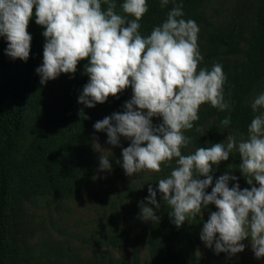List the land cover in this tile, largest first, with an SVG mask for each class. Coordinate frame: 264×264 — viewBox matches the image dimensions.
I'll return each mask as SVG.
<instances>
[{"label":"clouds","instance_id":"9594fccd","mask_svg":"<svg viewBox=\"0 0 264 264\" xmlns=\"http://www.w3.org/2000/svg\"><path fill=\"white\" fill-rule=\"evenodd\" d=\"M168 3L160 0L161 7ZM33 8L35 23L45 29L43 63L36 69L41 85L60 74H74L78 62L90 57L85 66L89 82L78 103L93 108L131 86L133 95L125 111L94 124L95 131H106L110 145L118 146L121 136L130 138V145L122 150L126 175L141 170L160 173L162 165L175 161L170 174L157 184L176 227L201 217L202 207L213 204L217 211L200 234L205 245L214 243L216 253L235 255L244 251L241 241L248 239L255 257H264V113L252 118L247 138L237 141L229 135L224 143L182 152L191 143L184 131L199 119L203 104L220 111L229 107L223 94V67L218 63L211 70L199 67L203 60L197 43L199 27L182 18V5L174 6L166 21L144 36L140 21L149 10L147 0H123L120 12L115 0H0V35L7 38L6 54L13 59L29 57L32 37L27 28ZM251 108L264 109V94L254 99ZM153 117L162 118V123L154 127ZM230 122L226 117L221 126ZM93 147L101 152V170H110V159L104 155L110 152L98 143ZM234 150L241 160L238 171L249 185L255 181L259 187L240 190L238 183L229 187V181L237 178L225 174L206 193L213 183L210 173ZM156 196L149 187L147 202L141 204L145 221L159 222L148 206L160 208Z\"/></svg>","mask_w":264,"mask_h":264},{"label":"trees","instance_id":"16d2710c","mask_svg":"<svg viewBox=\"0 0 264 264\" xmlns=\"http://www.w3.org/2000/svg\"><path fill=\"white\" fill-rule=\"evenodd\" d=\"M115 2L116 10L120 12L123 0ZM206 2L169 0L166 7H161L160 0H147L149 10L140 21V32L144 36L150 35L154 27L166 21L168 12L176 5H182L183 19L194 20L197 25L207 24ZM102 7L106 6L102 4ZM27 31L32 39L26 61L8 56L7 38L0 35V255L8 200L13 198L20 203L33 202L38 198L70 200L83 193L95 175L92 141L107 135L106 131H95L94 124L113 113L124 112L125 103L133 95L129 86L93 108L78 103L83 87L89 82L85 66L89 64L90 57L78 62L74 74H60L41 85L36 69L42 66L46 41L42 35L44 27L35 23V8ZM241 40L244 47L237 45L230 32L212 37V41L221 48V55L234 57L227 74L225 101L229 107L224 111L208 107L202 120L184 131V135L191 139L188 146L193 152L198 147L224 143L229 135L247 138L252 118L264 112V109L253 112L251 108L254 99L264 94V0H256L254 23ZM25 114L31 118L32 125L29 136L20 144ZM226 117H230V124L221 126ZM240 163V157L234 150L227 161L221 162L210 173L213 183L205 190L206 193H211L220 176L236 177ZM229 166H232L231 171ZM198 178L205 179L203 176ZM242 179L247 183V177L242 175ZM232 183L230 180L229 187L233 186ZM252 184L259 187L255 181ZM159 203V222L149 221L147 224V257L141 260L133 251L129 259L107 264H189L185 242L203 228L206 215L215 205L202 207L201 217L188 220L177 228L167 202L161 199ZM252 264H264V257H255Z\"/></svg>","mask_w":264,"mask_h":264},{"label":"rangeland","instance_id":"374dc122","mask_svg":"<svg viewBox=\"0 0 264 264\" xmlns=\"http://www.w3.org/2000/svg\"><path fill=\"white\" fill-rule=\"evenodd\" d=\"M256 0H207L205 14L207 24L198 25V47L203 60L199 67L208 68L221 64L226 81L223 87L227 94V74L234 57L221 55V48L212 41L215 35L232 33L237 45L244 47L241 40L254 23ZM205 103L198 112L197 125L208 111ZM264 113V112H263ZM25 126L20 144L25 142L31 129V118L24 117ZM162 123V118L153 117V126ZM237 141L240 140L236 137ZM107 135L92 141L96 168L93 182L81 194L70 200L38 198L33 202H18L10 198L6 212V228L0 264H107L119 263L136 251L140 259L147 257L145 234L147 224L141 218V204L147 202L148 188L157 192V202L162 199L158 191V180L165 178L175 167V161L162 165L160 173L141 170L132 176L122 168V150L127 148L130 138L119 137L118 146L107 143ZM2 135L0 134V144ZM98 143L110 159V170H101V152L94 149ZM184 154L193 153L191 146L182 149ZM233 184L240 190L251 189L240 172ZM158 214L159 209L148 205ZM213 209L206 215V222ZM251 214H249L250 218ZM201 231L185 242V254L189 264H252L255 258L250 241H241L244 251L229 255L216 253L215 245L207 247L200 239ZM218 234L214 238L218 239Z\"/></svg>","mask_w":264,"mask_h":264}]
</instances>
